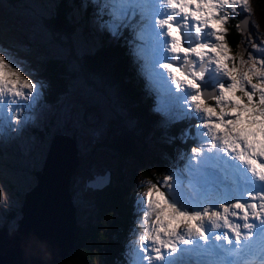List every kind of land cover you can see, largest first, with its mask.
<instances>
[{"label": "rangeland", "instance_id": "rangeland-1", "mask_svg": "<svg viewBox=\"0 0 264 264\" xmlns=\"http://www.w3.org/2000/svg\"><path fill=\"white\" fill-rule=\"evenodd\" d=\"M57 1L0 0V55L17 60L24 69L22 72L24 78L33 82H41L38 72L41 69L40 65L47 58L66 56L67 62H69L67 69L70 73V80L67 79L68 82H66V93L59 96L57 94L54 104L45 101L40 88L38 90L40 95L36 98L32 108L25 109L13 105L12 107L5 106L3 109L0 123L4 124L6 130L0 131V250L9 242L11 230L17 228V221L20 219L19 206L23 203L21 191L26 192L35 184L34 172L40 169L47 146L49 147L54 135H67L73 137L81 156V158L79 156V162L69 180L71 200L75 205L76 225L86 226V223H97L95 216L97 206L93 203L91 190L86 186L88 180L106 172L114 176L113 183L119 185L121 180L125 184L126 180L131 179L129 184L131 191L125 194L129 205L128 215L131 217H129L124 236L121 264H148V252L152 248L151 241H143L141 244V240L145 231L154 234L153 221L156 215L148 207L149 189H158L163 192L165 199H168L170 203L176 202L177 206L184 210L202 211L204 208H208L209 213L220 211L223 217L225 214L221 206L232 205L240 201L242 191L246 192L247 187L251 186L237 174L243 173L245 165H241L238 160L229 158L234 154L225 155L217 150L208 151L212 141L210 136L203 134L206 130L202 128V117L195 113L194 107L186 108L187 94L177 92L175 86L171 84L166 70L158 67L160 63L171 62L174 66L188 70L187 66L183 64L182 57L174 58L166 50V45L169 42L168 37L163 34L166 29H161L155 23L157 20L166 19L171 14L170 9L168 10L170 6L162 5V0H140V3L135 7L132 20L121 19L118 15L109 13L111 22L120 26L121 34L118 38H114L108 31L99 30L96 22V10L93 6L92 11L90 10L88 14L84 13L85 17H89L88 20L81 19L82 25L78 26L79 36L73 34L71 38L66 39L64 35H58L57 38L53 36L50 38L48 30L47 32L45 29V31L43 30V28L49 29L48 23L44 26L43 21L47 22L54 15L53 11ZM74 1L66 0V3ZM81 1L83 2L80 7L69 4L72 10L69 12V17L74 14L75 18L79 20L81 12H84L82 10L85 9L83 6L89 4L85 0ZM146 1H149L150 5H147ZM88 2L93 4V0ZM250 7L251 12L244 13L247 20L239 19L241 29L245 33L244 42L241 38L238 47L229 46V55L235 58L238 67L241 66V59L247 61L249 55L256 58L264 56V13L261 12V8L255 0H250ZM172 14L174 26H180L185 35L190 34L193 38L190 43L194 45L197 42L194 32L196 22L189 18L187 21L189 27L184 29L183 16L178 12ZM232 18L228 20L227 28ZM69 21L70 26L72 21L71 19ZM83 24L86 25V28ZM87 27L89 28L88 37L81 38L82 33L87 31ZM210 31V29L202 30L201 42H214L210 36L205 35ZM142 34L143 40L141 39ZM99 37L106 39L107 43H115L116 40L129 38L130 45H127L126 53L125 51L119 53L123 60L126 57L127 62L124 61L128 71H132L133 76L137 75L140 82L144 83L145 91H148L151 96V110L157 113L160 118L158 125H151L149 132L163 126H166V130L171 128L170 133L173 127L177 130L176 139L179 140V143L177 146L174 145L175 148L171 154L168 153L171 150L169 138H174L169 133L160 132L159 137L155 138L150 137L149 133L142 139L137 134V142L146 146V152L143 155L159 158L154 161L157 170H155L153 178H151V173H143L141 165L132 158H119L108 152L107 142L103 141L105 138L103 136L110 127L111 117L114 116V113H120L119 102L116 101V97L112 96V93L108 92V88H106L108 94L97 90L98 86L101 89L100 79L98 77L89 79L93 75L85 74V77L83 73L78 72L77 63L67 55V49H75L79 61L81 54L92 53L98 49ZM184 43L185 46L189 44L188 41ZM226 43L228 44L227 39ZM140 45H142V49L139 47ZM133 52H135V56ZM189 60L198 71L200 61L195 57H189ZM144 63H147L152 69L151 78H146L141 73ZM205 66H207L206 62ZM212 67L214 68V66ZM25 73H31V76ZM210 81L215 82L214 72L211 70L206 74V80L202 83L207 85ZM209 102L211 103L210 98ZM19 103L27 105L31 101L21 99ZM154 108H156L155 111ZM22 118L27 122L24 126H21L20 123ZM9 125L13 130H7ZM17 128H21V130L14 131ZM163 135L168 137L167 140ZM186 135H190L192 139L187 146L183 142ZM96 144L97 146L94 147ZM98 144L104 147L99 148ZM193 148L202 150L201 157L193 159ZM67 157L69 163L71 158ZM142 159L148 160L147 158ZM263 160L261 159L259 162L262 163ZM143 169L144 172L147 171L145 165ZM157 172L161 173L156 175ZM99 180L96 181V184H100L101 179ZM254 189L253 185L247 193H255L258 190L256 188L254 191ZM247 193L242 194V200L243 198L247 200ZM157 200L158 197L154 192L153 201ZM246 200L243 201L245 204H247ZM249 213L251 214L250 209ZM222 220L212 223L210 217L205 216L203 221L194 223H202L206 234L209 229L221 225ZM231 226L233 227V223ZM178 231L181 234H186L185 226L181 224ZM192 237L186 236L188 239ZM214 240L218 242L216 239ZM113 241L116 242L115 239ZM14 244L16 245V243ZM186 246L179 243L177 248L187 249ZM24 247L31 248L26 245ZM53 250L55 251L56 247L51 249V251ZM161 251L167 256L166 250L162 249ZM210 251L214 253V250ZM180 253L178 251L176 257ZM199 253L200 251L197 254ZM154 255L153 252V258ZM184 255L187 259L184 257V260L178 261V264H214L211 259L205 257V254L200 256L202 259L196 258L198 257L196 255L193 259L191 252H184ZM191 259H193V263H190ZM96 262L101 261L97 260ZM153 264H163V262L153 259ZM224 264H227L225 259ZM256 264H262V261Z\"/></svg>", "mask_w": 264, "mask_h": 264}, {"label": "snow or ice", "instance_id": "snow-or-ice-1", "mask_svg": "<svg viewBox=\"0 0 264 264\" xmlns=\"http://www.w3.org/2000/svg\"><path fill=\"white\" fill-rule=\"evenodd\" d=\"M166 2L174 12L183 16L184 29L189 27L187 23L189 18L196 22L194 32L197 42L192 45L190 43L192 36L185 35L180 26H174L173 15L155 21L161 29H166L163 33L169 40L166 50L174 58L182 57L183 64L188 70L174 66L171 62L160 63L158 67L166 70L177 92L187 94L186 108L194 107L195 113L202 117V128L206 130L203 134L210 136L212 141L208 151L217 150L225 155L234 154L229 158L238 160L241 165H246L247 172L255 180L264 183V163L259 162L264 159V56L256 58L249 55L247 61L241 59V66L238 67L235 58L229 55L230 48L226 43L228 20L234 15H239L241 20L246 19L243 14L251 12L250 0H166ZM138 3L140 0H93L99 30L108 31L114 38H118L121 34L120 26L111 22L109 13L118 15L121 19L132 20ZM203 29L211 30L205 35L210 36L214 42H201ZM141 39H144L143 34ZM185 41L189 42L188 46H185ZM139 47L142 49V45ZM133 55L135 56V52ZM189 57H195L200 61L198 71ZM210 70L214 72L215 82L210 81L205 85L202 82L206 80V74ZM22 72L24 69L17 60L0 55V118L5 106L15 105V107L30 109L40 95L38 90L43 87L42 83L24 78ZM141 73L146 78H151L152 69L144 63ZM25 74L31 76V73ZM205 92L209 93V97L204 95ZM21 99L30 100L31 103L21 105L19 103ZM20 123L24 126L27 122L22 118ZM4 130H6L4 124L0 123V131ZM7 130L13 129L9 125ZM20 130L21 128L14 129V131ZM192 152L193 159L202 155V150L199 148H193ZM154 192L158 197L156 202L153 201ZM259 198L264 200V195ZM251 199L255 200L256 196L253 195ZM147 200L148 207L156 214L153 221L154 234L145 231L141 240V244L143 241H151L152 248L148 252V264H153V259L163 264H178L176 258L178 251L198 253L199 245L186 236L195 235L207 244L208 237L203 224L194 223L203 221L205 216H209L212 223L223 219L225 226L230 228L235 237L236 247L245 254L255 250L252 244L254 224L249 222V209L253 219L264 224V215H262L264 204L258 206L256 203L245 204L237 201L232 205L221 206L225 214L222 217L220 211L209 213L208 208L202 211L184 210L178 207L176 202L170 203L168 199H165L163 192L154 188L149 189ZM230 208L243 213L241 217L244 221L243 228L247 230L243 235L238 227H232L229 224L227 214ZM232 214L235 216L237 213ZM181 224L185 226L186 234L178 231ZM215 239L219 241L221 236L217 235ZM223 239L229 240L227 235ZM257 239L262 245L260 253L262 264H264V235ZM177 241L192 247L178 249ZM162 249L166 250L167 256L162 254Z\"/></svg>", "mask_w": 264, "mask_h": 264}, {"label": "trees", "instance_id": "trees-1", "mask_svg": "<svg viewBox=\"0 0 264 264\" xmlns=\"http://www.w3.org/2000/svg\"><path fill=\"white\" fill-rule=\"evenodd\" d=\"M85 1L89 4L83 6V8L85 7L82 10L84 12H81L78 20L74 14L69 17V12H72L70 6L77 5L80 7L83 1L75 0L73 3L67 4L66 0H58L53 11L54 15L47 22L43 21L44 26L48 23L49 29L43 28V30L45 29V32L48 30L50 38L52 36L57 38L58 35H64L66 39L71 38L73 34H78L77 36H79L78 26L82 25V20H88L89 18L85 17L84 13L88 14L94 8L92 2H88L92 0ZM255 1L259 4L261 12L264 13V0ZM69 19L72 21V25L70 26ZM239 19V15L232 18L228 24L226 34L228 45L235 48L238 47L241 38L244 42L245 36ZM84 27L86 28V25ZM88 35L89 28L87 27V31L82 33L81 38L85 39ZM127 45H130L129 38L127 37L116 40L115 43H107L106 39L99 37L98 49H95L92 53L81 54L79 61L77 60L78 57H76L75 49H67V55L77 63L78 72L83 73V75H93L89 79L95 77L100 79V82H102L101 89L98 86L97 90L108 94L106 92V88H108V92L112 93V96L116 97V101L119 102L120 113H114V116L111 117V121L109 122L110 127L103 136L105 137L103 141L107 142L106 148L108 152L119 158H132L141 165L143 173H151V178H153V174L157 170L154 161H157L159 158L143 155L146 152V146L137 142V134L142 139L144 136H148L149 133L151 134L150 137L154 138L159 137L160 132L169 133L174 138H169L171 150L168 153L170 154L173 153L174 145L177 146L179 140L176 139L177 130L175 127L172 128L171 133V128L166 130V126L149 132L151 125L157 126L160 118L157 116V113L151 110V96H149L148 91H145L144 83L140 82L137 75L133 76L132 71H128L127 65H125V61L127 62L126 57L124 58L125 61L121 58L119 52L125 51L126 53ZM67 60L66 56L47 58L40 65L41 69L38 72V76L41 77L43 85L41 87V94L48 103L54 104L57 94L59 96L66 93V82L70 78V73L67 69L69 62ZM106 97L108 98V95ZM177 128L179 129L180 127L178 126ZM163 136L167 140L168 137ZM191 141L190 135H186L183 138L186 146ZM96 146L97 144L94 145V147ZM98 146L99 148L104 147L99 144ZM142 158H147L148 160H143ZM144 165L147 168L146 172L143 169ZM161 172H157L156 175ZM113 179L114 176L109 175L108 182L104 186L99 189L89 188L92 192L93 203L97 206V213L95 214L97 223H86V226L76 225L71 251L55 264H121L124 249L123 241L130 217L127 210L129 206L127 203L128 199H126L125 194L131 191L129 185L131 179L126 180L124 184L120 178V185L113 183ZM21 192L24 195L25 192L23 190ZM114 239L116 242L113 241ZM97 260L101 262L97 263Z\"/></svg>", "mask_w": 264, "mask_h": 264}, {"label": "water", "instance_id": "water-1", "mask_svg": "<svg viewBox=\"0 0 264 264\" xmlns=\"http://www.w3.org/2000/svg\"><path fill=\"white\" fill-rule=\"evenodd\" d=\"M204 95L209 97L208 92H205ZM58 144H64L68 150V154H70L69 158H71L68 165H63V176L59 179L62 200H59L53 192H49L52 183L50 184L49 181L51 180L47 179L57 158V155L54 154L58 151ZM78 158V150L75 146L73 137L67 135L53 136L40 169L34 172V176L36 177L35 184L23 195V203L19 208L20 219L17 221V228L11 230L9 242H7L8 245L9 243H16L22 257H24L26 253L25 255L28 257L22 259L24 262L23 264H55L71 251L73 247L76 218L75 205L71 200L72 195L69 190V180L74 168H76L78 164ZM108 178L109 172L102 175H95L86 182V186L91 189H99L107 184ZM99 179H101L100 184H96V181ZM46 188H48V190H46ZM61 210L63 214V223L55 225L54 223ZM53 231H56L55 235ZM37 235L41 236L42 239L35 241L38 243V247L33 248L31 247V242L34 241ZM44 237H52L49 243H53L54 240L59 239L62 241V246L57 251H51L46 246L47 241ZM25 245L31 248H25ZM28 250L32 251L34 256H29Z\"/></svg>", "mask_w": 264, "mask_h": 264}, {"label": "bare ground", "instance_id": "bare-ground-1", "mask_svg": "<svg viewBox=\"0 0 264 264\" xmlns=\"http://www.w3.org/2000/svg\"><path fill=\"white\" fill-rule=\"evenodd\" d=\"M146 3H147V5H150L149 1H146ZM162 5H167V3L163 2ZM169 9L171 11V8L170 7L168 8V10ZM58 143H60V142H58ZM54 155H57V158H56V161H55V163L53 165V168H52L50 174L47 176V179L52 181V182L49 181L50 184L52 183L50 185L49 192H53V194L59 200H62V195L60 193V187H59V185H60L59 184V179L63 176V174H62L63 165L64 166L68 165V157L67 156H69L70 154H68V150L66 149V147L64 146V144H58V151ZM246 168H247V166L245 165V167L243 169V172L246 171ZM46 190H48V188H46ZM255 190H256V188L254 189V191ZM257 192H259V190L255 191V193H257ZM244 200H246V199L243 198V201ZM260 204H264V200H261V203ZM233 212H236L237 214L234 216L232 214ZM242 216H243V213H240L239 211H235L232 208H230L229 213L227 214V217L229 219H231L229 221V224L231 225V223H233L234 220H237L238 225L242 226L243 223H244L243 219L241 218ZM250 216H251V214L249 215V219H250ZM62 223H63V214H62V210H61L60 213H59V216H58V218H57V220H56V222L54 224L55 225H57V224L60 225ZM224 226H225V224H224ZM225 228L226 229H230L228 226H225ZM53 233L55 235L56 234V231H53ZM230 234L231 233L229 232L228 235H230ZM35 237L36 238H34V241L31 242V247H33V248L38 247V243H36L35 241H37L38 239H42V237L41 236H38V235L35 236ZM44 238L47 241L46 246L50 250L51 249H54V247H56V250L55 251H57L62 246V241L59 240V239L54 240L53 243H51V242L49 243V241L51 240L52 237H49V238L44 237ZM191 240H193L194 243H196L197 245H199V251H200L199 254H197V253L193 254V259L195 258L194 255H196L199 258H201L200 256L203 255V254H205V257L207 259H211V261L214 264H217V263L224 264V259L226 260V258H224V255L226 253V249L222 246L221 240H219L218 242H216L214 239H212V242L216 245V249L214 250V253H212L210 251L211 250L210 248L202 247L200 245L199 238L197 236H193L191 238ZM177 243L179 244V242H177ZM191 247H192L191 245H187L185 248L189 249ZM182 249H184V248L182 247ZM28 255L29 256H32L33 255L32 251H29L28 250ZM186 256H187V254H186ZM24 257H28V256L27 255H24ZM24 257L21 256L20 249L17 248L14 243H11V244L9 243V245H8V243H6L5 246L0 250V264H23L24 262L22 261V259ZM193 259L190 260V263H193L194 262Z\"/></svg>", "mask_w": 264, "mask_h": 264}, {"label": "flooded vegetation", "instance_id": "flooded-vegetation-1", "mask_svg": "<svg viewBox=\"0 0 264 264\" xmlns=\"http://www.w3.org/2000/svg\"><path fill=\"white\" fill-rule=\"evenodd\" d=\"M244 16H246V14H243ZM247 20V19H246ZM80 156V151H78V157ZM80 158H81V156H80ZM78 162H79V160H78Z\"/></svg>", "mask_w": 264, "mask_h": 264}]
</instances>
